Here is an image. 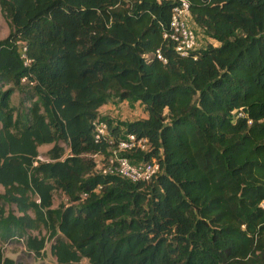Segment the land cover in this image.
Listing matches in <instances>:
<instances>
[{"label": "trees", "instance_id": "16d2710c", "mask_svg": "<svg viewBox=\"0 0 264 264\" xmlns=\"http://www.w3.org/2000/svg\"><path fill=\"white\" fill-rule=\"evenodd\" d=\"M188 2L215 43L182 57L162 38L165 1L0 0L1 239L34 255L49 240L55 264H264V0ZM127 99L146 117L100 116ZM96 119L146 137L150 151L128 155L157 158L156 175L99 173Z\"/></svg>", "mask_w": 264, "mask_h": 264}, {"label": "built area", "instance_id": "2783aa9c", "mask_svg": "<svg viewBox=\"0 0 264 264\" xmlns=\"http://www.w3.org/2000/svg\"><path fill=\"white\" fill-rule=\"evenodd\" d=\"M157 1H165L171 4L168 28L162 33V38L170 41L172 49L179 56H188L198 48L199 44L198 30L191 20L188 0ZM24 50L23 47L20 58L25 65L29 62V59L26 57ZM154 54L157 59L165 62L158 49L155 50ZM24 80V78L21 79L22 82ZM92 137L95 142L105 139L110 144L106 155L100 153L92 155L95 159L96 168L101 174L117 175L136 183L149 181L160 169L159 161L155 157H150L148 160L133 161L128 155L131 152L146 153L150 151L151 143L144 136L121 132L120 136L113 137L106 122L96 119L93 121ZM95 189L98 191L100 185ZM85 196V193H83L82 197ZM259 205L264 207V199Z\"/></svg>", "mask_w": 264, "mask_h": 264}, {"label": "rangeland", "instance_id": "374dc122", "mask_svg": "<svg viewBox=\"0 0 264 264\" xmlns=\"http://www.w3.org/2000/svg\"><path fill=\"white\" fill-rule=\"evenodd\" d=\"M10 31L8 20L0 14V39L4 38ZM199 36L198 48L204 47L208 42L215 43L208 40L202 32L197 31ZM19 93L14 92L11 95V103L16 105L18 102ZM121 102V103H120ZM113 108L106 109L100 108V116L107 118L110 125H122L126 122L139 120L146 117L144 105L135 100H123V101H111ZM110 102H107V107L110 106ZM112 107V106H111ZM50 144L40 145L37 150L39 152L38 159L43 160L45 158V152L50 147ZM2 188L0 186V193ZM65 196L59 192H53L52 206L55 207L59 203H65ZM28 233L36 235L37 231H28ZM44 230H41L39 235H44ZM51 241H46L43 250L38 254L27 251L23 246V239H11L4 241L0 238V255L2 257H9L14 259L19 264H55V258L51 255L49 245ZM85 259L81 260L84 263Z\"/></svg>", "mask_w": 264, "mask_h": 264}, {"label": "crops", "instance_id": "0c3cea01", "mask_svg": "<svg viewBox=\"0 0 264 264\" xmlns=\"http://www.w3.org/2000/svg\"><path fill=\"white\" fill-rule=\"evenodd\" d=\"M111 103V102H110ZM121 103V102H120ZM107 105V103H105V104H102L99 108H98V111L100 112V108H106V109H111V108H113L114 106H113V104L111 103L110 104V106H106ZM112 106V107H111Z\"/></svg>", "mask_w": 264, "mask_h": 264}]
</instances>
